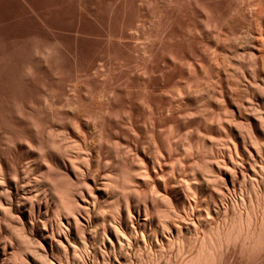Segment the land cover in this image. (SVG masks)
<instances>
[{
    "label": "rangeland",
    "instance_id": "rangeland-1",
    "mask_svg": "<svg viewBox=\"0 0 264 264\" xmlns=\"http://www.w3.org/2000/svg\"><path fill=\"white\" fill-rule=\"evenodd\" d=\"M262 88L264 0H0V164L23 170L44 195L36 175L45 153L60 171L69 156L84 172L89 156L97 176L147 170L151 178L135 183L136 202L148 205L152 219L179 211L169 229L175 242L150 255L135 245L128 264L155 252L152 264H184L205 232L225 231L252 210L250 228L260 226ZM51 138L56 147H48ZM71 142L88 145L86 155L63 152ZM87 174L58 176L86 195ZM177 226L183 257L173 251ZM245 229L221 244L214 264H264V231L254 246Z\"/></svg>",
    "mask_w": 264,
    "mask_h": 264
},
{
    "label": "bare ground",
    "instance_id": "bare-ground-1",
    "mask_svg": "<svg viewBox=\"0 0 264 264\" xmlns=\"http://www.w3.org/2000/svg\"><path fill=\"white\" fill-rule=\"evenodd\" d=\"M251 71L255 77L258 76L257 68L254 67ZM253 75L251 77H253ZM261 90L262 92L260 97L264 105V89L262 88ZM46 99L47 98H45V100ZM44 104H46V102ZM45 106L47 107V105H44V107ZM255 121L257 128H264V115H259V117H256ZM48 144V147L53 148L57 146V141L56 139L51 138ZM85 145H87V143ZM38 146L36 145L37 148ZM85 147L83 146V144L81 145L79 142L76 144L75 142V144L72 143L65 145L63 147V152H66L67 150H69V148H75L77 149L78 154L81 153L83 155L85 154ZM45 154L43 156L46 161L41 163V172L39 175L36 173L38 175H36L37 179L41 181L44 185V188H46L45 195L37 192L36 190V192H34L32 190L33 188H30L31 185L29 187L31 181L24 178V175L22 174L23 170L15 171L14 169V172H11L7 169L5 170V167L0 164V264H58L53 260V255L61 257L62 261L57 260L58 257L56 258V260L58 262L60 261L62 264H128V262L132 260L131 255L133 254L132 252L135 245H139L141 250L148 252L146 254L150 255L155 247L157 248V250H159L160 253V251H164L167 244H171L172 246L173 242H175L173 241L175 239H170L172 238L173 234L172 232L170 233L169 229H171L170 225H172V221L174 220V218H177L176 216H178L177 213L179 211L177 212L174 209L175 216H173L172 212L164 210L162 211L163 213L159 212V217L152 219L150 218L151 216L147 215L148 205L145 203L143 206H141L140 203L136 202V200L138 201L136 197L138 193H136L137 188H134L137 185L135 183L137 182L138 178L143 181H146L148 179L147 176L149 175V173L147 174V170L145 171L144 169L143 171H145L146 173L140 174H138V172L135 170L131 174H127L123 177L114 172L115 170H108L104 174H99L101 176L100 177L99 175L97 176L95 172L93 173L94 170L91 171L89 169L91 164L89 160L90 157L84 156L83 164L87 165V169L85 170V172L87 171L88 174H92V177H90L89 181H86V177L83 176L85 181L82 182H86L84 183L85 185L87 184L84 187L88 186L89 188L87 189V192L83 191L86 195H78L74 187V184L76 182L73 185L65 184L63 181L65 176L62 174L63 172H65L71 177L70 179H75V177H78L80 173H85L84 169L82 168V163H77L78 161H80L79 158H82V156L78 157V161H76V159H71V156H69L68 160L62 159L65 170H61L63 171L61 172L59 170L60 168H58L59 166H56L59 171L58 174L55 171L56 167L53 165V163L51 164V161L53 160L48 159L49 157L47 158ZM69 154H71L70 151L67 156ZM50 155H52L51 152ZM63 155L64 154H62V156ZM67 156L65 157L68 158ZM55 163L56 161L54 162V164ZM261 166L264 167V165ZM27 169L30 171V166H27ZM254 169L255 168H253V170ZM140 171L141 170H139V172ZM98 173L99 172H97V174ZM58 175H61V179L62 177H64L62 181L59 178L60 176ZM249 178L251 179V177ZM215 180L216 179H213L214 182ZM257 182L259 183V181ZM193 183L195 182L193 181ZM133 184H135V186H133ZM252 187L254 189L256 188L254 186ZM260 188L261 186L259 187V189ZM156 189H154L155 191L151 189L153 192H155L153 196H160L162 192L160 193L159 191H156ZM80 191H82V189H79V193ZM157 192L159 194H156ZM261 192H263L262 194H264V187L261 188ZM260 196L263 195L260 194ZM138 197H140V195ZM153 200L154 199L152 198V201ZM162 200L165 202L164 204L168 203V195L166 197V194H164ZM90 203L93 204L92 207H89ZM191 203H189L190 206H193ZM168 207L167 209L170 208ZM170 209L173 210L172 208ZM262 209L264 213L263 206ZM143 211H145L144 217ZM253 213L254 212L252 210L247 216L246 220H243L242 218L235 220L230 226H228L227 229L225 228V231L224 229H221L223 231H219L216 234L211 231L205 232L202 239H200V241H198L197 243L195 242V245L193 246L194 250L192 251V254L189 255V257L187 256V258L184 259V264H214L218 248L220 246H223L221 244L224 241L232 240L243 234L246 226L248 227L246 234L252 239V241L250 242L254 246H257V244L261 242L260 238L264 231V216L261 219L260 226L253 229L250 228ZM206 220L207 216L205 221ZM254 220H256V218ZM195 224L194 225L197 226V223ZM175 226L176 225H174V227ZM181 227L177 226V233L175 234L174 232L175 235L173 238H176V241H178L179 244H177V249L175 246L176 244H174L175 249L173 248V251L177 250V255L182 256L186 253H184L185 249L183 244L185 243H183L184 240H182L184 237L181 236V231L183 235V230L181 229ZM152 255L153 254H151V256ZM164 256L166 257L167 255ZM150 257L148 258V260H145L146 258L142 260L140 264H149L150 262L152 264V262L156 260L159 261L160 259L155 258L156 252L155 257L153 256L154 258ZM168 257L169 256H167L166 258ZM158 261H156V263ZM163 261H165L166 263L165 259ZM178 261L180 262L181 260Z\"/></svg>",
    "mask_w": 264,
    "mask_h": 264
}]
</instances>
